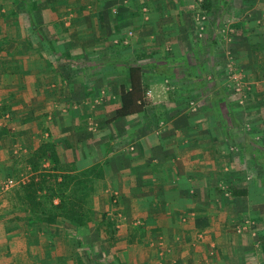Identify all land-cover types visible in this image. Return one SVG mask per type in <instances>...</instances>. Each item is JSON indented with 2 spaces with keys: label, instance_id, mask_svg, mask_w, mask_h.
I'll list each match as a JSON object with an SVG mask.
<instances>
[{
  "label": "rangeland",
  "instance_id": "rangeland-1",
  "mask_svg": "<svg viewBox=\"0 0 264 264\" xmlns=\"http://www.w3.org/2000/svg\"><path fill=\"white\" fill-rule=\"evenodd\" d=\"M11 7L20 18L24 15L31 57L38 54L47 70L56 72L58 86H64V93L46 105L44 119L57 110L63 118L82 121L80 137L98 134L101 125L110 131L121 90L129 92L128 69L143 65L147 91L140 116L166 140L158 149L173 138L180 143L176 131L197 137L194 151L205 157L194 177L199 182L189 193L209 207L214 223L218 215L230 216L237 233L246 235L235 263L264 264V0H0V30L9 23L5 14ZM47 10L54 13L49 21ZM48 24L54 33L44 28ZM10 116L0 114V125ZM135 147L127 145L126 153H139ZM51 155L56 156L53 146L29 161L19 178L1 177L0 197L17 194L19 215H27L19 223L21 232L73 249L70 263L115 264L104 255L102 242L112 249L120 229H131L126 214L112 208L116 193L95 167L85 170L86 183L63 181L65 170ZM68 170L83 181L77 169ZM29 189L36 199L26 196ZM61 201L64 211L79 208L83 226L55 216L53 208ZM19 235V256L5 254L0 260L25 264L22 244L29 236ZM223 249L208 264L228 259Z\"/></svg>",
  "mask_w": 264,
  "mask_h": 264
},
{
  "label": "crops",
  "instance_id": "crops-1",
  "mask_svg": "<svg viewBox=\"0 0 264 264\" xmlns=\"http://www.w3.org/2000/svg\"><path fill=\"white\" fill-rule=\"evenodd\" d=\"M48 12L45 16L49 21L54 13ZM5 15L9 23L0 30V114L11 116L0 125V178L5 175L19 178L29 167L28 162L37 159L41 148L53 146L64 174L70 173L68 169L82 173L95 167L104 183H109L116 193V206L112 208L126 214L131 229H120L112 249L105 240L102 242L107 259L111 256L115 264H208L209 258L216 259L217 253L226 247L228 259L221 257L215 264H237L234 256L243 250L238 247L245 242L246 235L237 233L238 227L232 224L230 216L223 215L225 218L221 219L218 215L219 222L214 223V216L208 214L209 207L188 191L199 182L194 178L196 169L204 164L205 155L194 151L193 145L200 142L197 137H185L182 130L179 134L176 131L173 135L179 136L175 140L180 143L176 145L173 138L158 149L160 142L166 140L159 135L158 139L157 133L146 126L140 116L144 107L139 113L119 118L120 105L116 106L111 130L101 125L98 134L91 137L76 136L84 122L63 118L60 111L54 110L44 119L46 105H51L56 94L64 93V86H58L56 72L47 70V63L38 54L31 57L29 37L22 31L24 15L20 18L12 7ZM48 26L54 33L52 25L44 28ZM142 66L131 68L140 70L141 84L147 91V75ZM51 81L55 88L58 86L56 89L51 87ZM81 88L87 96L90 94ZM154 109L159 112L160 107ZM134 143L140 152L126 153L127 145ZM152 143L157 145L154 150L148 146ZM18 198L14 193L0 197V256H19V236H22L19 234L26 232L29 237L22 239L27 242L22 244L25 254L20 258L25 264H73L70 263L75 259L73 249L60 248L34 232H21L19 223L22 225L27 215L24 212L23 217L19 215ZM60 224L66 223L60 220ZM7 229L13 231L7 233ZM204 251L207 257H200ZM11 262L0 260V264Z\"/></svg>",
  "mask_w": 264,
  "mask_h": 264
},
{
  "label": "trees",
  "instance_id": "trees-1",
  "mask_svg": "<svg viewBox=\"0 0 264 264\" xmlns=\"http://www.w3.org/2000/svg\"><path fill=\"white\" fill-rule=\"evenodd\" d=\"M129 86H130V91L129 92H123V90H121L122 93V97H121V103H120V108L117 111V117L121 118V117H125L128 115H132V114H136L141 112L143 105L140 102L141 98L143 97V95L145 94V90L142 87L141 84V76H140V70L138 68H129ZM50 148V146H47L45 148H41L39 150V158L42 156L47 155L48 149ZM51 154V153H50ZM52 161L55 164H58V160L56 158V156H52ZM34 161V160H31ZM33 168H35L37 166L36 163H32ZM81 174H83V181H79V179L75 176L69 175V174H65L62 175V179L64 180H68L69 182H72L73 184H75V182L78 183H86L89 180L87 179L86 175H89L88 171H83ZM75 177V178H74ZM76 180V181H75ZM66 182V183H69ZM39 188V187H38ZM31 193L32 194V199H36V195L34 193L33 189H29L28 193L26 196H29L28 194ZM48 194H53L52 190L48 191ZM65 204L61 201L54 209V213H56L55 216H61L66 218L67 220L74 222L77 225L83 226L85 221L82 219V216L80 215V211L77 210L79 208H75L74 205L71 206V209H65Z\"/></svg>",
  "mask_w": 264,
  "mask_h": 264
},
{
  "label": "built area",
  "instance_id": "built-area-1",
  "mask_svg": "<svg viewBox=\"0 0 264 264\" xmlns=\"http://www.w3.org/2000/svg\"><path fill=\"white\" fill-rule=\"evenodd\" d=\"M11 183V182H10Z\"/></svg>",
  "mask_w": 264,
  "mask_h": 264
}]
</instances>
